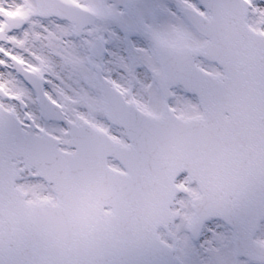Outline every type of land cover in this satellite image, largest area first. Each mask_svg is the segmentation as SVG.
<instances>
[{
	"label": "snow or ice",
	"instance_id": "6c2138e0",
	"mask_svg": "<svg viewBox=\"0 0 264 264\" xmlns=\"http://www.w3.org/2000/svg\"><path fill=\"white\" fill-rule=\"evenodd\" d=\"M0 264H264V0H0Z\"/></svg>",
	"mask_w": 264,
	"mask_h": 264
}]
</instances>
